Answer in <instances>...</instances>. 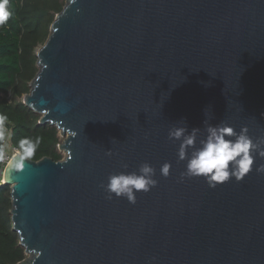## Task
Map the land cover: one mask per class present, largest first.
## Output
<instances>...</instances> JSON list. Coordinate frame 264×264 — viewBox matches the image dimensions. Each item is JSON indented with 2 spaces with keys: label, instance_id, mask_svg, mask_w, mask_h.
I'll list each match as a JSON object with an SVG mask.
<instances>
[{
  "label": "water",
  "instance_id": "obj_1",
  "mask_svg": "<svg viewBox=\"0 0 264 264\" xmlns=\"http://www.w3.org/2000/svg\"><path fill=\"white\" fill-rule=\"evenodd\" d=\"M35 56L15 264H264V0H64Z\"/></svg>",
  "mask_w": 264,
  "mask_h": 264
},
{
  "label": "trees",
  "instance_id": "obj_2",
  "mask_svg": "<svg viewBox=\"0 0 264 264\" xmlns=\"http://www.w3.org/2000/svg\"><path fill=\"white\" fill-rule=\"evenodd\" d=\"M62 6L60 0H0V127H9L12 146L33 161L62 158L58 130L38 124L39 115L17 100L29 92L37 72L35 49L44 43ZM1 146L0 133V152ZM9 191L0 184V264H15L25 257L11 230Z\"/></svg>",
  "mask_w": 264,
  "mask_h": 264
},
{
  "label": "rangeland",
  "instance_id": "obj_3",
  "mask_svg": "<svg viewBox=\"0 0 264 264\" xmlns=\"http://www.w3.org/2000/svg\"><path fill=\"white\" fill-rule=\"evenodd\" d=\"M62 1V3L64 4V0H60ZM39 47V46H38ZM1 97H3V95H1ZM17 100L19 101H22V96L20 98H18ZM8 101H10V97L8 95ZM0 133H1V136H2V146H1V151H4V153H6V155H8L10 158L12 157L13 153L14 152H17L18 150L17 149H13V146L12 144L10 143V140H9V136H10V130H9V127L6 126V127H1L0 128ZM59 133V132H58ZM60 137V141L62 140L61 136L59 135ZM62 158L64 156L63 152L62 151H59ZM9 158V159H10ZM6 165V164H5ZM4 165H2V167H0V181L2 179V174H3V169H4Z\"/></svg>",
  "mask_w": 264,
  "mask_h": 264
},
{
  "label": "built area",
  "instance_id": "obj_4",
  "mask_svg": "<svg viewBox=\"0 0 264 264\" xmlns=\"http://www.w3.org/2000/svg\"><path fill=\"white\" fill-rule=\"evenodd\" d=\"M1 128V127H0ZM2 142H3V140H2ZM13 149H16V148H14L13 147ZM9 156L8 155H6V153H4V151H1L0 152V167H2V165H4L5 166V164L8 162V160H9Z\"/></svg>",
  "mask_w": 264,
  "mask_h": 264
},
{
  "label": "bare ground",
  "instance_id": "obj_5",
  "mask_svg": "<svg viewBox=\"0 0 264 264\" xmlns=\"http://www.w3.org/2000/svg\"><path fill=\"white\" fill-rule=\"evenodd\" d=\"M18 152V151H17ZM17 152H14L12 156H14Z\"/></svg>",
  "mask_w": 264,
  "mask_h": 264
}]
</instances>
